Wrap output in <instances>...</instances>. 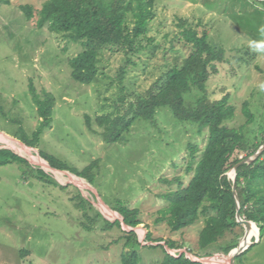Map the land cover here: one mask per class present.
Here are the masks:
<instances>
[{
	"label": "rangeland",
	"instance_id": "1",
	"mask_svg": "<svg viewBox=\"0 0 264 264\" xmlns=\"http://www.w3.org/2000/svg\"><path fill=\"white\" fill-rule=\"evenodd\" d=\"M45 1L0 0V150L28 162L0 166V264H121V254L131 248L138 264H160L164 251L173 257L203 258L207 264L225 261L227 254L211 250L207 256L199 250L202 217L178 232L157 222L159 211L168 205L162 196L185 187L192 177L186 172L189 145L197 147L199 157L207 130L198 131L197 125L178 120L163 107L152 120L138 118L117 142L106 143L98 135L102 128L96 118L123 113L163 73L180 65L192 52L181 32L192 28L199 35L205 31L209 43L224 50L206 95L210 101L228 97L235 114L226 126L244 124V102L256 122L264 110V0H157L142 50L127 56L103 49L98 77L89 85L74 81L68 64L83 50L82 44L36 26ZM25 5L33 9L32 20L20 9ZM29 84L39 95L48 92L54 99L50 128L43 130L36 147L19 141L22 134L31 137L39 125ZM198 96L193 90L186 104ZM86 116L97 134L87 129ZM39 152L51 165L63 164L85 180L48 168ZM122 209L138 210L139 245L125 246V235L133 232L128 227L109 225L120 219L114 211ZM148 233L167 248L173 242L174 249L151 245ZM242 235L238 225L218 244L239 241ZM255 238L252 229L241 243ZM257 239L234 264H264V234Z\"/></svg>",
	"mask_w": 264,
	"mask_h": 264
},
{
	"label": "trees",
	"instance_id": "2",
	"mask_svg": "<svg viewBox=\"0 0 264 264\" xmlns=\"http://www.w3.org/2000/svg\"><path fill=\"white\" fill-rule=\"evenodd\" d=\"M156 1L46 0L39 10L36 26L46 27L54 34H62L69 42L82 44L83 50L70 59L68 64L72 79L89 85L98 77V56L103 49L120 50L127 56L142 50L141 41L148 32ZM20 9L26 20L33 19L31 6H21ZM184 24L179 26L184 27ZM181 36L186 44H191L192 52L189 56L180 65L163 73L142 95L130 101L123 113L116 110L113 115L98 116L97 125L102 128L98 135L106 143L117 142L123 133L129 131L136 119L152 120L156 111L163 107H168L178 120L197 125L198 131L206 129L207 140L199 157H196L197 147L189 145L186 172H192V177L185 187L162 196L168 205L159 211L157 222H165L171 232H178L202 217L204 225L198 235L199 250L207 256H210L208 251L211 250L228 254L238 245L237 239L224 245L218 244L227 233L238 227L232 195L233 182L228 174L235 164L253 155L264 144V110L255 122V115L248 103L244 102L241 109L244 124L238 128L227 127L226 123L235 114L234 108L228 105V97L210 101L206 95L207 82L210 75L216 73V63L223 61L224 50L212 46L205 31L199 35L192 28H184ZM126 63L130 64L132 61L127 58ZM123 73L122 70L121 74ZM195 89L199 96L186 104V98ZM29 92L36 107L39 125L31 137L22 134L19 141L27 147H36L43 130L50 128L54 99L48 92L39 95L32 84H29ZM120 100L123 101V97ZM85 118L87 129L97 134L91 128L89 118ZM254 122L256 127L250 128ZM39 155L51 168L69 171L84 179L81 174L63 164L51 165L44 153L39 152ZM9 162L28 165L26 159L10 150H0V166ZM37 170L44 174L41 169ZM234 186L239 199L240 215L255 223L260 231V239L264 234V151L251 163L237 168ZM114 212L123 219L126 226L136 228L140 225L138 210L122 209ZM109 225L120 227V222L114 221ZM125 237V246L131 243L139 245L135 232H130ZM146 240L162 241L153 240L149 233ZM166 244L169 249H174L173 242ZM164 253L160 264H200L191 262L184 255L177 258L165 251ZM137 259L138 254L132 248L120 256L121 264H138Z\"/></svg>",
	"mask_w": 264,
	"mask_h": 264
},
{
	"label": "water",
	"instance_id": "3",
	"mask_svg": "<svg viewBox=\"0 0 264 264\" xmlns=\"http://www.w3.org/2000/svg\"><path fill=\"white\" fill-rule=\"evenodd\" d=\"M21 143V142H20ZM21 144H23V143H21ZM24 145V144H23ZM264 151V144L261 146V147H259V149H257V151L253 154V155H251V156H249V157H247V158H244V159H242L241 161H239L237 164H235L234 166H233V168L229 171L230 173H231V175L230 174H228V176L232 179V182H233V185H232V195H233V197H234V201H235V206H236V212H235V219H236V223H237V225H240V226H242L243 227V229H244V235H242V237H240V239H239V241H238V245L234 248V249H232L228 254H227V259L229 260V262H230V264H234V260H235V258L238 256V255H240L241 253H243V251H245L249 246H251L254 242H257L258 241V239L257 238H255V241L254 242H250V244H248V246H246L245 248H243V243H241V241L243 240V239H245V236H246V232L249 230V228L251 227V225H254V227L256 228V230L258 231V236H259V233H260V231H259V228H257V226L255 225V223L254 222H252V221H248V220H245L241 215H240V212H239V209H240V207H239V199H238V196H237V193H236V189H235V186H234V182H235V178H236V170H237V168L239 167V166H241V165H243V164H248V163H251L256 157H258V155L261 153V152H263ZM46 164H47V167L48 168H50V169H52V170H56V169H53V168H51L50 166H49V164L46 162ZM56 171H58V170H56ZM60 172H63V173H67L66 171H60ZM115 213V212H114ZM117 214V213H116ZM119 216V215H118ZM119 218L120 219H118V218H116V220L117 221H119L120 223H121V225H123V226H125V227H128V226H126L124 223H123V219L119 216ZM131 231H133V232H135V228H130V227H128ZM136 233V232H135ZM141 242V241H140ZM151 245H163L164 247H165V245H164V243L163 244H158V243H154V242H152L151 243ZM165 250L166 251H169V248H167V247H165ZM181 255V254H180ZM182 255H184V254H182ZM185 256V258H187L186 257V255H184ZM178 257H180V256H178ZM177 257V258H178ZM188 259V258H187ZM189 260L191 261V262H194V263H200V264H207L206 263V260L205 259H197V258H191V257H189Z\"/></svg>",
	"mask_w": 264,
	"mask_h": 264
},
{
	"label": "bare ground",
	"instance_id": "4",
	"mask_svg": "<svg viewBox=\"0 0 264 264\" xmlns=\"http://www.w3.org/2000/svg\"><path fill=\"white\" fill-rule=\"evenodd\" d=\"M8 144H10V143H8ZM11 146H17V145H15V144H12ZM21 146H23V145H21ZM19 147V146H18ZM23 149V148H22ZM41 161V160H40ZM44 163V162H43ZM54 171H56V170H54ZM101 208H102V210L104 211V212H106L107 210H106V208L102 205L101 206ZM117 217H119L118 215H117ZM252 229L255 231V233H256V238H258V231L256 230V228L254 227V225H251V227L249 228V230L248 231H252ZM248 244H250V242L249 243H247V244H245V245H243V248H245L246 246H248ZM219 264H230V262H229V260L226 258L225 259V261L224 260H220L219 262H218ZM216 264V263H215Z\"/></svg>",
	"mask_w": 264,
	"mask_h": 264
}]
</instances>
